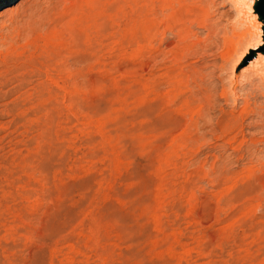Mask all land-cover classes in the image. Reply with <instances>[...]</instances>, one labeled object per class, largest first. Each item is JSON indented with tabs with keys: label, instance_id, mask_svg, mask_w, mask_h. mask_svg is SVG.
<instances>
[{
	"label": "rangeland",
	"instance_id": "1",
	"mask_svg": "<svg viewBox=\"0 0 264 264\" xmlns=\"http://www.w3.org/2000/svg\"><path fill=\"white\" fill-rule=\"evenodd\" d=\"M43 1L3 7L0 26ZM154 3L158 31L134 46L66 28L60 72L0 43V264H264L261 59L246 65L263 0Z\"/></svg>",
	"mask_w": 264,
	"mask_h": 264
},
{
	"label": "bare ground",
	"instance_id": "2",
	"mask_svg": "<svg viewBox=\"0 0 264 264\" xmlns=\"http://www.w3.org/2000/svg\"><path fill=\"white\" fill-rule=\"evenodd\" d=\"M238 1L240 2L239 5H241L242 10L247 11L250 9L249 0H237L236 4H238ZM253 1L254 3H257L258 1L260 2V0H253ZM33 7L29 11V13L24 15L22 18L18 20L16 19L9 20L8 23L6 24L3 23V25L0 26L1 29L7 28L8 30L6 35L3 36L2 34L0 36V43L1 45L5 43L6 44L9 43L11 45L14 43L15 45V42L23 40L25 42L24 44L27 43V45L30 47V50L32 51L31 54L36 58V60H38L37 67L39 69H42L44 72H52L54 70L60 72L64 69L61 62L62 53L60 51V48L58 47H60L61 43H63L60 41L61 39L59 40V37L62 33L65 34L66 31L68 32L69 30H71L69 32L70 33L72 32L73 38L76 40L80 39L78 41L79 44V42H81L82 37L85 40L83 41L82 39V42L89 41L90 38L89 31L91 32V29H94L95 33L98 35L99 33H102V31L104 32V29L106 31L105 27L107 26L113 30L114 34L119 35L121 38L126 40L128 44L132 46L139 44L143 39L144 40L150 39L158 31V23L156 20L157 19L156 9L158 7L154 3V0H45L42 3H39L38 5L36 4L34 8ZM259 12H260L259 14H261V16L264 18L262 10L259 9ZM258 24L259 26L257 27V30H259V28L261 27L263 29L264 19L263 21L259 20ZM66 28L69 30H67ZM212 28L210 29L212 30ZM235 28L236 27L232 26L230 33L226 37V41L228 43L227 45L230 47V50L228 49V51L234 52V54L238 55L244 49L246 43H244L245 41L243 40L244 36L242 37V35L238 34ZM246 29L244 30L245 32H247ZM70 33L68 34L70 35ZM252 34L255 36V33ZM244 35H246V33H244ZM260 35H264V32H261ZM110 36L112 37L113 35L111 34ZM254 36L253 39L249 36L248 37L250 38V43L253 41L255 42L256 39L255 44L257 45L259 44L258 31L256 33V36L255 37ZM249 38H245V39L247 40ZM140 49L141 48L139 46L136 50L135 49L132 50V52H134L135 54H138L139 52L141 53ZM250 51H253V49L252 50L250 49ZM87 58L88 57L85 54H83L80 57V61H85ZM260 59H261V63H259V65H256L255 68L254 67L253 68L256 69V71H258L257 75H259L260 80L263 83V89H264V73H263L264 51L261 50L257 52L255 57L251 58L246 65L250 66L255 60L259 61ZM242 64H244V61ZM259 70L260 71L263 70L262 72L263 74L259 73ZM52 82L57 87H60L62 85V83L60 85L58 80L56 79H54ZM248 112H249L248 102H245V104L241 108V114L248 115ZM241 121H243V119ZM238 126L240 128L239 133H241V135L244 137L243 123L240 122ZM263 140L264 138L262 139V141ZM256 172L253 168H249V167L245 168L242 171V175H241L242 177L240 179L243 178L244 180L247 181L253 178Z\"/></svg>",
	"mask_w": 264,
	"mask_h": 264
},
{
	"label": "water",
	"instance_id": "3",
	"mask_svg": "<svg viewBox=\"0 0 264 264\" xmlns=\"http://www.w3.org/2000/svg\"><path fill=\"white\" fill-rule=\"evenodd\" d=\"M17 0H0V9L15 3Z\"/></svg>",
	"mask_w": 264,
	"mask_h": 264
},
{
	"label": "snow or ice",
	"instance_id": "4",
	"mask_svg": "<svg viewBox=\"0 0 264 264\" xmlns=\"http://www.w3.org/2000/svg\"><path fill=\"white\" fill-rule=\"evenodd\" d=\"M250 2H252V0H250Z\"/></svg>",
	"mask_w": 264,
	"mask_h": 264
}]
</instances>
